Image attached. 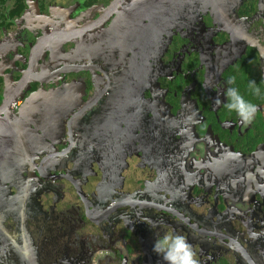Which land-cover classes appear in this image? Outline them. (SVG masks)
<instances>
[{
	"label": "flooded vegetation",
	"instance_id": "flooded-vegetation-1",
	"mask_svg": "<svg viewBox=\"0 0 264 264\" xmlns=\"http://www.w3.org/2000/svg\"><path fill=\"white\" fill-rule=\"evenodd\" d=\"M173 233L264 264V0H0V264H167Z\"/></svg>",
	"mask_w": 264,
	"mask_h": 264
},
{
	"label": "clouds",
	"instance_id": "clouds-1",
	"mask_svg": "<svg viewBox=\"0 0 264 264\" xmlns=\"http://www.w3.org/2000/svg\"><path fill=\"white\" fill-rule=\"evenodd\" d=\"M256 91L258 93L259 89ZM228 95L233 100L232 103L228 104V108L235 110L243 119H250L251 114L255 111V106L246 103L235 88H229ZM151 226L153 228L158 227L155 223H152ZM153 250L162 255L167 264H198L190 244L180 234L163 235L155 240Z\"/></svg>",
	"mask_w": 264,
	"mask_h": 264
}]
</instances>
